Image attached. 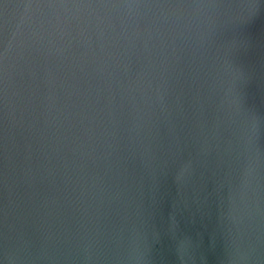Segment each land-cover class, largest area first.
I'll list each match as a JSON object with an SVG mask.
<instances>
[{
  "label": "water",
  "instance_id": "water-1",
  "mask_svg": "<svg viewBox=\"0 0 264 264\" xmlns=\"http://www.w3.org/2000/svg\"><path fill=\"white\" fill-rule=\"evenodd\" d=\"M0 264H264V0H0Z\"/></svg>",
  "mask_w": 264,
  "mask_h": 264
}]
</instances>
